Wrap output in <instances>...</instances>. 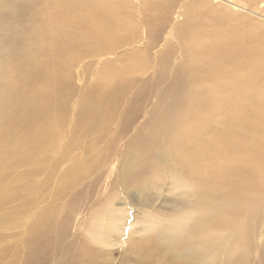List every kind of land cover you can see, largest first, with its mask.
I'll use <instances>...</instances> for the list:
<instances>
[{"label": "bare ground", "instance_id": "1", "mask_svg": "<svg viewBox=\"0 0 264 264\" xmlns=\"http://www.w3.org/2000/svg\"><path fill=\"white\" fill-rule=\"evenodd\" d=\"M148 1L149 8L147 3L142 7L148 21L145 27L156 18V36L160 38L172 21L184 19L183 24L175 23L169 34L184 38L186 43L179 48L190 51L181 61L187 67L178 65L172 72L173 90L186 94L187 99L168 103L173 111L148 140L149 156L165 167L174 189L181 192L169 208L170 216L181 222L163 223L154 239L139 241L137 257L129 262L248 264L246 250L257 234L251 221L257 219L258 207L264 203V141L260 138L264 136V38L260 42L249 31L244 33L240 25L227 27V32L217 37L188 21L204 12L213 18L209 7L219 9L225 2L264 20V4L260 6L264 0H246L250 5L233 0ZM103 2L106 6L107 1L102 0H0V182L15 166L43 164L38 154L43 146H49L44 132L60 126L70 93L68 64L58 58L74 52L81 37H93L107 50L133 42L130 30L123 29L121 22L114 24L116 18L108 21L102 15ZM127 8L109 14H120L119 20ZM167 42L166 38L162 45L157 43L156 69L163 60L171 62L168 55L173 47ZM154 49L153 45L136 48L129 55L134 61L130 66L146 74V56ZM119 90L108 74L99 84V96L82 99L76 118L89 126L87 132L98 126L101 129L102 122L112 119ZM158 136L167 139L155 149ZM156 150L158 155L153 153ZM226 163L233 167L231 171ZM34 173L26 171L22 176ZM72 185L71 179L66 188ZM138 188L127 187V199L133 205L143 194ZM47 215L38 218L34 226L39 235L49 231ZM5 218L7 215L0 221ZM126 222L112 218L110 225L118 232L117 226L124 227ZM217 232L222 233L221 239ZM219 242L227 247L231 242L237 255L228 249L220 251ZM131 243L130 252H134ZM96 256V251L84 248L74 264H110ZM120 264L129 263L121 260Z\"/></svg>", "mask_w": 264, "mask_h": 264}, {"label": "rangeland", "instance_id": "2", "mask_svg": "<svg viewBox=\"0 0 264 264\" xmlns=\"http://www.w3.org/2000/svg\"><path fill=\"white\" fill-rule=\"evenodd\" d=\"M102 1H107L106 6L101 3L102 15L108 21L116 18L112 20L114 24L121 22L122 28L129 29L134 40L107 50L102 42L97 43L93 37H81L74 52H66L58 58L62 64H68L70 76L64 119L59 127L53 125L44 132L49 136L45 145L49 146H43L38 154L43 157L41 166L33 162L27 166H15L11 174L0 182V217L7 215L0 221V264H74L84 248L96 251L97 259L109 260L110 264H120L121 260L134 264L129 262V258L134 257L135 261V248L139 246V241L154 239L163 223L181 222L171 217L169 211L181 192L174 189L165 167L149 156L148 140L164 126L168 113L173 111L168 103H183L187 99L186 94L178 95L173 90L175 78L172 72L178 65L187 67L181 61L189 56L190 51L185 47L179 48L180 44L186 43L184 38H174L169 34L173 25L177 22L183 24L184 19L172 21V27L158 38L156 18L145 27L148 21L146 10L142 7L143 3H147L146 9L149 8L148 0ZM233 1L248 4L246 0ZM124 6L128 8L121 19L118 20L120 14L110 16L111 10L122 11ZM195 6H199L198 2ZM245 12L239 7L235 10L225 2L219 9L209 7L213 18L204 12L200 16L193 15L188 22L202 27L200 30L205 33H215L217 37L219 33L227 32V27L240 25L246 30L244 33L249 31V35L251 33L261 42L264 20ZM166 38L167 44L173 47L168 55L171 62L168 64L163 60L156 69L157 43L162 45ZM138 40L139 43L134 46ZM146 45H153L155 49L146 56L147 73L140 74L134 66H130L134 65V61L129 55L136 48ZM108 74L111 81L120 87L117 102H113L112 119L102 122L101 129L98 126L87 132L89 126L78 120L76 114L84 97L100 95L99 84ZM160 103L165 104L161 106ZM260 138L264 141L263 135ZM166 139L164 141L162 136H158L155 149L161 147ZM153 153L158 155L159 151ZM136 160L141 164H135ZM226 165L229 171L233 169L229 163ZM26 171L35 173L23 178ZM71 179L73 185L66 188ZM130 186L139 187L143 193L139 194L141 197H137L134 205L126 195ZM258 211L257 219L255 217L251 221L257 234H254L250 241L252 245L246 250L248 264H264V203ZM44 213L50 214L46 221L49 231L39 235L34 226ZM112 218L127 222L124 227L118 225L117 232L114 225H110ZM133 219L136 222L134 225ZM216 234L221 239L222 233ZM131 242H134V252H130L133 250ZM219 244L220 251L228 249L237 255L236 246L231 242L228 247L221 242ZM221 256L222 253H219V259Z\"/></svg>", "mask_w": 264, "mask_h": 264}]
</instances>
